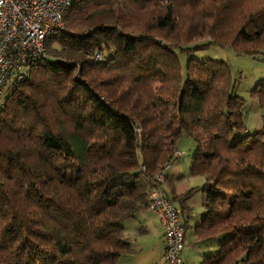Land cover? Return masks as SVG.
<instances>
[{
	"label": "trees",
	"instance_id": "obj_1",
	"mask_svg": "<svg viewBox=\"0 0 264 264\" xmlns=\"http://www.w3.org/2000/svg\"><path fill=\"white\" fill-rule=\"evenodd\" d=\"M75 4L45 39L47 63L4 90L0 264H113L133 252L122 223L146 208L181 136L194 140L190 174L204 177L197 244L226 235L201 264H264V126L244 131L249 104L225 61L188 57L182 76L177 55L264 54V0ZM248 98L264 105V80Z\"/></svg>",
	"mask_w": 264,
	"mask_h": 264
},
{
	"label": "built area",
	"instance_id": "obj_2",
	"mask_svg": "<svg viewBox=\"0 0 264 264\" xmlns=\"http://www.w3.org/2000/svg\"><path fill=\"white\" fill-rule=\"evenodd\" d=\"M76 0H0V107L8 83L19 81L36 65H45L48 54L45 39L65 30L63 15ZM96 59H101L95 53ZM179 158L182 152L173 149ZM168 163L153 176L146 209L155 213L165 232L162 259L165 264H187L180 252L184 246L185 230L182 209L166 195L161 187Z\"/></svg>",
	"mask_w": 264,
	"mask_h": 264
},
{
	"label": "rangeland",
	"instance_id": "obj_3",
	"mask_svg": "<svg viewBox=\"0 0 264 264\" xmlns=\"http://www.w3.org/2000/svg\"><path fill=\"white\" fill-rule=\"evenodd\" d=\"M75 6L76 4L73 5V7ZM205 40L206 38H200L191 45H200ZM177 55L181 64L182 76L185 75V65L188 57H194L198 60L225 61L230 68L235 92L241 97L243 96L242 94L247 93V96L244 95L243 98L247 99L249 106L253 105V108L255 110L258 109L261 115L264 114V105L260 107L258 103L256 104L250 101L248 98L249 90L254 87L255 83L260 80H264V54L258 53L257 55L252 56L234 52L229 47L207 45L201 48H194L188 52L178 51ZM251 106L248 108V110L251 108L252 111L253 108ZM177 148L182 152V155L179 158L173 159L170 164L174 165V170L177 172V176L179 177H177L175 180L176 175L173 173H167L165 175L166 179L164 178L160 185L167 188L168 186L174 184L176 190L179 192L187 191L191 188V186H193V191L188 197H184L185 200H180L178 197H175L172 194L169 195V189H166L167 191H165L166 194L173 200V202L182 209L181 218L183 223L192 224L193 222L200 221L204 211L202 205L203 197L200 189V187L204 184V177L198 174H190L189 171L191 160L195 153L194 140L189 136H181L177 142ZM170 164L168 167H170ZM187 218L188 222H186ZM126 223V221L123 222V225H128ZM122 238L133 240V233L129 232L126 234L123 232ZM140 238L142 242V237ZM225 238L226 235L220 234L216 236L215 239H213V242L209 246H200L198 248H192L190 244L183 250V255L187 256L186 258L189 264H200L203 260L202 253L204 252L206 255L213 254L218 248L219 241H222ZM148 240V238L145 239V241ZM200 250L202 252H200ZM151 252H153V250L148 249L147 245H143V250L141 252H137L135 255L124 256L127 258H119L120 260L115 264H149L151 262ZM194 252L195 259L192 256Z\"/></svg>",
	"mask_w": 264,
	"mask_h": 264
},
{
	"label": "crops",
	"instance_id": "obj_4",
	"mask_svg": "<svg viewBox=\"0 0 264 264\" xmlns=\"http://www.w3.org/2000/svg\"><path fill=\"white\" fill-rule=\"evenodd\" d=\"M242 95H243L242 97H244V95L247 96V93H244ZM250 106L248 105V108ZM251 107L253 108V105ZM248 108L246 109L247 114H246V121H245V130L246 131L259 130L260 128H262V126H264V117L261 116L258 109L255 110L253 108V110L251 111V108L249 110ZM167 173H173L174 175H176L175 180L177 177H179L177 176L178 175L177 172L174 170V165L170 164V167L166 169V174ZM161 187L164 191H167L166 189H169L170 190L169 195L172 194L175 196V195L182 194L184 192V191L183 192L177 191L174 184H172L171 186H168L167 188H165L164 186H161ZM191 188H193V186H191ZM125 221L127 222L126 224L128 225H123L122 223V226H123L122 233L123 232H125L126 234H128L129 232L133 233V240L124 239L125 241L129 242V244L131 245L133 249V252L128 253L124 256L135 255L137 252H141L143 250V245L144 246L147 245L148 249L153 250L150 256L151 262L149 264H160V263L165 264L161 256L163 248H164V244H165V232H164V229L162 227L159 217L155 213L145 208L144 210L137 212L134 217L127 218L123 222ZM186 222H188V218ZM196 223L197 222H193L192 224H187V223L185 224L184 246L180 252V255L187 264H189V262L187 261V258H186L187 256L183 255V250L187 248V246L190 244L192 248H198L202 246V245L197 244V240L195 239L193 235V226ZM140 237H142V242H141ZM146 238H148L149 240L145 241ZM200 252L202 251L200 250ZM202 255L204 258V255L206 254L203 252ZM124 256L118 257L113 264L118 262L121 258H127ZM192 256L195 259V252L192 254Z\"/></svg>",
	"mask_w": 264,
	"mask_h": 264
}]
</instances>
